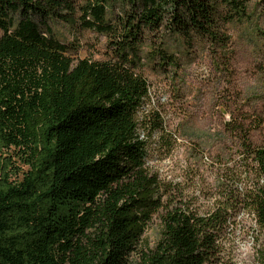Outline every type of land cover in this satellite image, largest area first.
<instances>
[{
	"label": "trees",
	"instance_id": "16d2710c",
	"mask_svg": "<svg viewBox=\"0 0 264 264\" xmlns=\"http://www.w3.org/2000/svg\"><path fill=\"white\" fill-rule=\"evenodd\" d=\"M76 17L106 36L105 60L74 58L58 40L54 24ZM226 23L214 0H0V264H130L163 208L145 166L162 121L138 119L142 60L177 68L168 43L195 39L226 50ZM241 146L224 199L204 213L167 209L141 264L210 263L241 212L264 235V147Z\"/></svg>",
	"mask_w": 264,
	"mask_h": 264
},
{
	"label": "rangeland",
	"instance_id": "374dc122",
	"mask_svg": "<svg viewBox=\"0 0 264 264\" xmlns=\"http://www.w3.org/2000/svg\"><path fill=\"white\" fill-rule=\"evenodd\" d=\"M226 1L214 0L218 17L227 20L226 50L195 39L187 50L168 43L177 68L142 60L149 99L138 119L157 113L162 121L163 130L148 139L145 166L157 177L163 208L153 215L130 264H141V255L156 247L167 209L188 205L204 213L224 199L221 184L239 169L245 137L254 147H264V0H238L246 7L242 17ZM53 28L74 58H107L106 36L81 29L77 17ZM208 264H264V235L253 215H237Z\"/></svg>",
	"mask_w": 264,
	"mask_h": 264
}]
</instances>
